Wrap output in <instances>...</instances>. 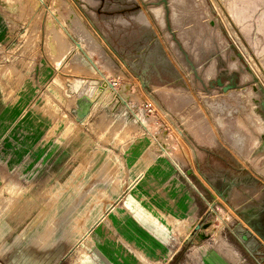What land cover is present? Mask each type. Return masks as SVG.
<instances>
[{
  "label": "rangeland",
  "instance_id": "rangeland-1",
  "mask_svg": "<svg viewBox=\"0 0 264 264\" xmlns=\"http://www.w3.org/2000/svg\"><path fill=\"white\" fill-rule=\"evenodd\" d=\"M137 1L153 27L140 66L89 22L81 0H0V264L90 263L80 238L121 205L145 160L167 158L187 175L192 149L207 158L199 146L217 152L212 166L195 170L201 184L190 178L204 195V237H190L187 225L190 240L172 264H257L241 234L263 217L262 73L214 0ZM104 75L116 86L99 92L96 81L110 82ZM218 77L238 87L224 93ZM191 113L203 119V139Z\"/></svg>",
  "mask_w": 264,
  "mask_h": 264
},
{
  "label": "crops",
  "instance_id": "crops-1",
  "mask_svg": "<svg viewBox=\"0 0 264 264\" xmlns=\"http://www.w3.org/2000/svg\"><path fill=\"white\" fill-rule=\"evenodd\" d=\"M81 5L89 22L105 32L106 38L116 44L121 55L130 57L128 60L139 66L143 60L147 62L143 54L149 46L153 27L143 5L137 0H81ZM104 77L116 86L113 79ZM188 102L187 99L186 104ZM188 116L199 128V136L203 139L200 129L203 119L194 117L192 113ZM199 147V152L206 153L207 158L203 159L201 153L192 149L194 168L187 164V175H182L184 165L174 162L173 166L167 158L145 160L144 168L128 181L121 205L112 206L102 213L80 238L82 250L92 259L88 264H172L175 261L186 241L185 227L191 223L190 230H194L206 212L201 202L204 195L190 178L201 184L195 170L199 173L202 167L212 166V158L217 152ZM162 150L166 153L165 148ZM220 150L230 151L225 146ZM260 207L264 226V202ZM252 236L264 253V239L257 233ZM257 257V264H263V259Z\"/></svg>",
  "mask_w": 264,
  "mask_h": 264
},
{
  "label": "bare ground",
  "instance_id": "bare-ground-1",
  "mask_svg": "<svg viewBox=\"0 0 264 264\" xmlns=\"http://www.w3.org/2000/svg\"><path fill=\"white\" fill-rule=\"evenodd\" d=\"M214 2L221 11L222 8L226 9L227 13H224V19L231 35L239 45L242 53L251 60L252 67L258 69L264 78V71H261L251 53L252 50L255 54L261 56L264 64V0H214ZM155 11L160 21L163 22L161 8L157 7ZM172 18L173 21L177 23L179 14L175 7H173ZM232 64L235 65V61H233ZM105 84H107L106 81L101 85L96 81L99 92L101 89L105 88ZM75 86H73V90L78 87L76 84ZM108 88H110V86H108ZM113 91V89H108L105 91L104 95L107 93L110 94V92L112 93ZM97 95L98 93L95 97ZM90 101L84 105L85 107L83 106L84 108L80 107V103L82 105L84 104L83 101L78 104L79 106L76 110L78 116H87L90 109ZM218 121L220 124L224 123L221 117L218 118ZM200 236L203 235L200 234Z\"/></svg>",
  "mask_w": 264,
  "mask_h": 264
},
{
  "label": "water",
  "instance_id": "water-1",
  "mask_svg": "<svg viewBox=\"0 0 264 264\" xmlns=\"http://www.w3.org/2000/svg\"><path fill=\"white\" fill-rule=\"evenodd\" d=\"M76 44H77V46H78V48H80V49H82V47H81V44L79 43V42H76ZM84 54L86 55V56H88L85 52H84ZM89 57V56H88ZM89 59L92 61V59L89 57ZM258 82V81H257ZM106 83L107 84H105V86H110V87H114V85H113V83H111V82H109V81H106ZM213 83H211V85H212ZM216 84L218 85V86H222V90H223V92L224 93H227L229 90H233L234 88H237L238 87V85H237V83H236V81H234L233 80V78H230V83H228V84H224V82H223V80H222V78L221 77H218L217 78V80H216ZM259 90H260V92L262 93V95H263V100H262V102H261V107L264 109V86H262V85H260L259 84ZM212 108L214 109V110H219V112L220 113H222V114H224V113H226L228 116H233V113L234 112H237V110L236 109H230V108H228L226 105H224V104H217V107L216 106H214V105H212ZM86 116V115H85ZM263 147H264V139H263ZM222 196H223V198H225L226 200H227V198L222 194V193H220ZM247 222H248V224L251 226V228L253 229V231H255L258 235H260L263 239H264V236H263V234H261V232L259 231V230H257L256 229V227H255V225H253L250 221H249V219L247 220ZM201 227H202V223H198V224H196L195 225V227H194V230H193V232L190 234V237H194L195 235H196V233H198V231H200V229H201ZM253 231H251V230H244L243 232H242V234H241V239L244 241V242H247V244H249V246H250V241H252L253 243H255V244H257V241H256V239L252 236L253 235ZM198 235V234H197ZM199 236V235H198ZM199 237H204V236H199ZM188 240H190V238H188L186 241H188ZM251 250H253L252 248H251ZM254 252H255V250H253Z\"/></svg>",
  "mask_w": 264,
  "mask_h": 264
},
{
  "label": "flooded vegetation",
  "instance_id": "flooded-vegetation-1",
  "mask_svg": "<svg viewBox=\"0 0 264 264\" xmlns=\"http://www.w3.org/2000/svg\"><path fill=\"white\" fill-rule=\"evenodd\" d=\"M256 228H258L259 229V231L261 232V234H263L264 235V226L261 224V226H256ZM250 248H252L253 250H255V253L261 258V259H263V264H264V253H263V251H262V246L259 244V243H257V244H255V243H253L252 241H250Z\"/></svg>",
  "mask_w": 264,
  "mask_h": 264
}]
</instances>
